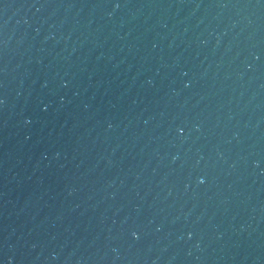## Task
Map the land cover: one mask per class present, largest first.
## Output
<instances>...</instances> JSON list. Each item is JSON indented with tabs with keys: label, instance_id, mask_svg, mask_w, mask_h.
Wrapping results in <instances>:
<instances>
[{
	"label": "water",
	"instance_id": "water-1",
	"mask_svg": "<svg viewBox=\"0 0 264 264\" xmlns=\"http://www.w3.org/2000/svg\"><path fill=\"white\" fill-rule=\"evenodd\" d=\"M0 264H264V0H0Z\"/></svg>",
	"mask_w": 264,
	"mask_h": 264
}]
</instances>
